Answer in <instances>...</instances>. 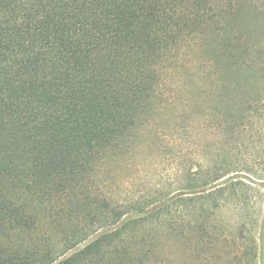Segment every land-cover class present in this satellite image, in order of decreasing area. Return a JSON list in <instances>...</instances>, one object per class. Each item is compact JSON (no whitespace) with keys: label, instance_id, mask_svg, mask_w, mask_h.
<instances>
[{"label":"trees","instance_id":"trees-1","mask_svg":"<svg viewBox=\"0 0 264 264\" xmlns=\"http://www.w3.org/2000/svg\"><path fill=\"white\" fill-rule=\"evenodd\" d=\"M186 59L170 98L213 102L224 163L184 171L173 197H107L100 167L170 106ZM263 118L264 0H0V264H159L163 241L264 264V182L230 172Z\"/></svg>","mask_w":264,"mask_h":264},{"label":"rangeland","instance_id":"rangeland-1","mask_svg":"<svg viewBox=\"0 0 264 264\" xmlns=\"http://www.w3.org/2000/svg\"><path fill=\"white\" fill-rule=\"evenodd\" d=\"M184 52L186 50H183L182 55L186 54ZM185 62V67L179 65L169 70L165 98L170 106L166 110H159L140 127L128 154L113 158L100 167L98 181L103 185L107 197L142 204L156 200L159 193L173 197L180 193L184 171L198 169L204 164L224 163L220 153L225 133L216 129L207 115L213 102H198L185 91L182 99L170 98L172 91L182 86L194 68L191 60L186 59ZM196 84L190 83L188 91H195ZM184 107L188 108L181 114ZM232 148L236 162H233L230 172L247 177L257 184L264 182V118L257 121L243 140ZM226 161L231 164V160ZM254 186L253 193L257 196L259 187ZM174 208L173 213L178 215L179 211ZM223 218L228 221L232 214L225 212ZM230 232L226 233L230 238L225 237L223 240L232 241L233 231ZM161 247L159 264H197L200 255L204 259L211 257V253L192 254L182 242L172 244L163 241ZM226 258L220 251L219 259L223 264Z\"/></svg>","mask_w":264,"mask_h":264}]
</instances>
